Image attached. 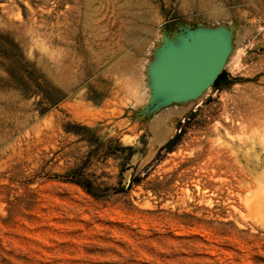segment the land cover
I'll return each instance as SVG.
<instances>
[{
	"label": "rangeland",
	"instance_id": "rangeland-1",
	"mask_svg": "<svg viewBox=\"0 0 264 264\" xmlns=\"http://www.w3.org/2000/svg\"><path fill=\"white\" fill-rule=\"evenodd\" d=\"M198 25L225 84L136 117ZM263 194L264 0H0V264H264Z\"/></svg>",
	"mask_w": 264,
	"mask_h": 264
},
{
	"label": "water",
	"instance_id": "water-1",
	"mask_svg": "<svg viewBox=\"0 0 264 264\" xmlns=\"http://www.w3.org/2000/svg\"><path fill=\"white\" fill-rule=\"evenodd\" d=\"M232 29L225 26H184L163 34L146 66L149 95L138 118L172 105L197 100L224 70L232 51Z\"/></svg>",
	"mask_w": 264,
	"mask_h": 264
},
{
	"label": "trees",
	"instance_id": "trees-1",
	"mask_svg": "<svg viewBox=\"0 0 264 264\" xmlns=\"http://www.w3.org/2000/svg\"><path fill=\"white\" fill-rule=\"evenodd\" d=\"M224 84H225L224 74L221 73L219 75V77L216 79V81L214 82L213 87L218 89V88H221ZM174 142H175L174 140L169 141L168 143H166L164 145V148L170 150L172 148ZM126 149L127 150H132V147L128 146V147H126Z\"/></svg>",
	"mask_w": 264,
	"mask_h": 264
},
{
	"label": "bare ground",
	"instance_id": "bare-ground-1",
	"mask_svg": "<svg viewBox=\"0 0 264 264\" xmlns=\"http://www.w3.org/2000/svg\"><path fill=\"white\" fill-rule=\"evenodd\" d=\"M264 195V194H263ZM261 196H262V193H261ZM264 199V198H263ZM261 200V199H260ZM261 204H263L262 206H263V208H264V201L261 203ZM259 207H261V205L259 206ZM261 209V208H260Z\"/></svg>",
	"mask_w": 264,
	"mask_h": 264
}]
</instances>
